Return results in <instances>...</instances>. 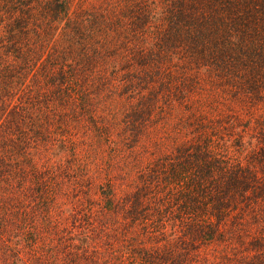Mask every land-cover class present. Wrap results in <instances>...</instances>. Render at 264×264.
I'll return each instance as SVG.
<instances>
[{"label": "trees", "instance_id": "1", "mask_svg": "<svg viewBox=\"0 0 264 264\" xmlns=\"http://www.w3.org/2000/svg\"><path fill=\"white\" fill-rule=\"evenodd\" d=\"M0 264H264V0H0Z\"/></svg>", "mask_w": 264, "mask_h": 264}]
</instances>
